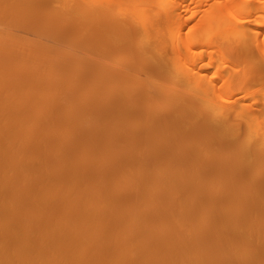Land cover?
I'll return each mask as SVG.
<instances>
[{
	"label": "bare ground",
	"instance_id": "obj_1",
	"mask_svg": "<svg viewBox=\"0 0 264 264\" xmlns=\"http://www.w3.org/2000/svg\"><path fill=\"white\" fill-rule=\"evenodd\" d=\"M263 88L264 0H0V264H264Z\"/></svg>",
	"mask_w": 264,
	"mask_h": 264
},
{
	"label": "rangeland",
	"instance_id": "obj_2",
	"mask_svg": "<svg viewBox=\"0 0 264 264\" xmlns=\"http://www.w3.org/2000/svg\"><path fill=\"white\" fill-rule=\"evenodd\" d=\"M188 15V14H187ZM264 89V88H263ZM168 104H170L171 106H173L174 102L172 100H167ZM176 115V114H175Z\"/></svg>",
	"mask_w": 264,
	"mask_h": 264
}]
</instances>
